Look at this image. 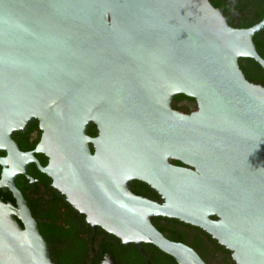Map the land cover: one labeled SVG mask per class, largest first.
I'll return each mask as SVG.
<instances>
[{
  "label": "water",
  "instance_id": "water-1",
  "mask_svg": "<svg viewBox=\"0 0 264 264\" xmlns=\"http://www.w3.org/2000/svg\"><path fill=\"white\" fill-rule=\"evenodd\" d=\"M262 30L207 0H0V264H55L13 183L29 163L122 245L264 264V87L237 62L264 72Z\"/></svg>",
  "mask_w": 264,
  "mask_h": 264
},
{
  "label": "flooded vegetation",
  "instance_id": "flooded-vegetation-1",
  "mask_svg": "<svg viewBox=\"0 0 264 264\" xmlns=\"http://www.w3.org/2000/svg\"><path fill=\"white\" fill-rule=\"evenodd\" d=\"M207 1L213 8L217 9L220 12L222 17L225 19L226 23H230L231 25L234 26H237L240 22L243 23L242 25L247 26V24H250V26H252L257 22H259L264 17V0H207ZM262 42L263 43H261L262 44L261 47L263 49V56H264V41L262 40ZM40 134L41 131L38 128L37 122L33 121L28 125L26 130H24L23 132L20 133L15 132L12 135V140L18 145V148L21 152L24 153L31 152L34 149L35 145L37 144L40 138ZM2 156H4V153L3 155H0V157ZM33 157L36 159V161L40 166L43 167L46 165L47 159L42 154L33 153ZM0 173H1V167H0ZM26 174L27 176L17 175L13 180V183L17 188V190L20 192L23 200L27 198L29 201H31V203H33L34 206L31 207V210L33 209L36 212L39 211L37 215L42 214L41 213L42 209H44V218L46 214L49 213L53 214V219L55 221L56 227L57 228L63 227L65 218H67L66 217L67 213L64 211L63 206L59 204L62 203L61 201L62 198L64 199V197L50 186L49 178H47L45 175L40 173L34 163H29L27 165ZM30 180L32 182H30ZM27 208L30 212L28 206ZM32 213L34 214V212ZM72 221H73V225L77 227L76 236H78V239L81 242L80 243L81 247L83 246L84 249L85 247L86 248L88 247L86 264H93L94 262L97 261L100 254V249L98 244L100 240L98 238L102 236V234L99 232L101 229L98 227L93 229L85 221H84V225L80 227L81 225L79 221V216H73ZM44 224H46L45 220H44ZM69 228L70 227L68 225H65L64 231L68 232ZM128 245H124V246H128ZM135 247L137 248L138 254L141 257L142 262H137L134 260L131 261L129 264H172L170 261L165 260L164 258L161 259L159 256L155 260H149L148 259V256L150 255L149 252L148 253L145 252L142 249V247H141V251H139L138 247L137 246ZM121 256L124 257L125 255L120 254V257Z\"/></svg>",
  "mask_w": 264,
  "mask_h": 264
},
{
  "label": "trees",
  "instance_id": "trees-1",
  "mask_svg": "<svg viewBox=\"0 0 264 264\" xmlns=\"http://www.w3.org/2000/svg\"><path fill=\"white\" fill-rule=\"evenodd\" d=\"M227 24L230 27L239 29L250 27V24H247L246 26L242 25V22H240L237 26L231 25L230 23ZM251 40L254 44V48L257 54L264 59L263 49L261 47V43H263L262 40L264 41V31H261L257 35H254ZM237 62L239 65V70L248 82L258 84L264 87V72L254 61H252L251 59L239 58ZM0 155H3V153H0ZM26 199L24 200L26 201V205L30 209V214L32 218H34L37 222L39 234L48 243V252L51 261L55 264H86L88 247H85V249L83 246L81 247V242L79 241L78 236H76L77 227L73 225L72 221L73 216H79V221L81 225L80 227H82L84 225L83 216L77 213L65 201V199L62 198V203L59 205H62L64 211L67 213V218H65L64 226L68 225L70 227L69 231L65 232L64 226L60 228L56 227L55 221L53 219V214H46L44 218V209H42V214L37 215L39 211L36 212L33 209L31 210V207L34 205L33 203H31V201ZM32 212H34V214ZM44 220L46 221V224H44ZM99 232L102 234V236L98 238L100 240L98 242L100 249L99 257L108 252L113 256L114 262L116 264H129L131 261L134 260L137 262H142L141 257L138 254L137 248L133 244L124 246L114 236L107 234L102 230H100ZM141 247L145 252L150 253V255L148 256L149 260H155L159 256L161 259L164 258L165 260L170 261L172 264H176L173 259H171L166 254L160 252L158 249H156L150 244H141ZM120 254H123L125 256L120 257ZM99 257L97 261L93 264H96L98 262V260L100 259Z\"/></svg>",
  "mask_w": 264,
  "mask_h": 264
},
{
  "label": "bare ground",
  "instance_id": "bare-ground-1",
  "mask_svg": "<svg viewBox=\"0 0 264 264\" xmlns=\"http://www.w3.org/2000/svg\"><path fill=\"white\" fill-rule=\"evenodd\" d=\"M5 175H7V173H5V174L3 175L4 178H5Z\"/></svg>",
  "mask_w": 264,
  "mask_h": 264
}]
</instances>
